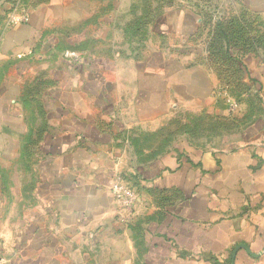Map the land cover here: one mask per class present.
I'll return each mask as SVG.
<instances>
[{"label":"crops","instance_id":"0c3cea01","mask_svg":"<svg viewBox=\"0 0 264 264\" xmlns=\"http://www.w3.org/2000/svg\"><path fill=\"white\" fill-rule=\"evenodd\" d=\"M23 1L14 15L24 21L8 16L0 37L3 264H264V116L237 146L184 141L149 153L139 135H154L176 111L227 115L212 98L215 74L174 71L149 53L111 58L82 48L114 40L108 30L128 0ZM243 64L264 110V59ZM40 76L51 80L43 101L24 100ZM37 104L50 131L29 165L22 152ZM117 176L138 191L130 218L112 194Z\"/></svg>","mask_w":264,"mask_h":264},{"label":"rangeland","instance_id":"374dc122","mask_svg":"<svg viewBox=\"0 0 264 264\" xmlns=\"http://www.w3.org/2000/svg\"><path fill=\"white\" fill-rule=\"evenodd\" d=\"M150 3H152L150 8L154 11L148 18L144 11L146 8L144 0L124 2L122 7L126 13L117 15V29L114 26L115 21L106 23L107 29L113 23V30L110 28L111 30L108 31L113 34L114 40L110 43H103V45H86L82 48L93 54L106 55L111 58H114L115 54L132 55L133 53L132 56L142 57L143 54L149 53L157 64L171 62V68L174 71L181 65L189 69L204 66L216 76L218 84L214 88L212 98L224 104L227 115H212L204 110L200 112L176 111L170 122L154 135H139L141 147L147 149L149 153L164 154L184 141L191 146L204 148L225 147L228 142L237 146L243 131L239 119L247 115L249 108L247 106L245 112H242L241 109L239 114L234 115L235 112L230 110L227 100L222 97L225 92L223 88L225 90L228 88L229 92L231 91L230 95L233 100H235L233 96L242 94V90H239L240 82L237 79H232L228 84L224 77L219 76L215 68V66H220V62L216 60L218 59L217 54L214 55V51H217L216 45L219 43L218 38L221 37L217 24L225 31L226 27L231 26V29H228L226 33L228 34L229 31L233 36L235 45L232 46L231 55L238 61H242L251 54L264 59V0H153ZM14 16L18 18L19 15ZM136 17L140 21L149 22L151 20L152 24L148 27V35H137L139 41L130 43V36L126 33L125 27L132 24ZM187 20L190 21L191 28L184 30L182 24ZM3 21L5 22V19ZM3 21L0 20V30ZM146 36L149 41L151 40L149 43L143 39ZM185 36H189V38H185ZM59 52L61 50H58ZM81 68L80 65L75 66V72L81 74V71L84 70ZM112 68L113 66H107V70ZM162 68L167 69L166 67ZM92 73L94 76L97 74L96 71H92ZM39 78L50 84L51 80L44 76ZM97 83L99 84L98 81ZM29 98L33 102L41 103L44 97L33 94ZM171 101L176 102L177 98L172 96ZM39 109L37 104V109L32 110L33 121L35 120L37 125L31 130V138L22 152V157L28 159L29 165H34V149L41 142L38 140V136L42 135V139L45 141L46 133L50 131V126L44 125L45 117ZM254 113L252 112V114ZM218 118L221 119L219 120L221 123L214 122V119ZM232 118L239 121H234ZM218 124L219 128H214V125ZM146 156L139 157V161L146 162L148 160ZM2 165L3 162H0V167Z\"/></svg>","mask_w":264,"mask_h":264},{"label":"trees","instance_id":"16d2710c","mask_svg":"<svg viewBox=\"0 0 264 264\" xmlns=\"http://www.w3.org/2000/svg\"><path fill=\"white\" fill-rule=\"evenodd\" d=\"M150 1L153 2V0H144V4L146 7L144 11L146 12V17H148V18L152 14V11H154L150 8L152 5V3H150ZM23 3H25V1H23V0H3L1 6L4 9V13L0 14V16H1L0 20L3 21L5 19V22L8 21V16L14 14L16 11L21 9V6L23 5ZM5 22L3 21V24L1 26L2 29L0 30V37L4 31L3 25ZM151 24H152L151 20H149V22L143 21V20L140 21V19H137V17H136L135 21L132 22V24L126 26L125 31L130 36V40H131L130 43L139 41V39H137V37L139 35L140 36L141 35H143V36L148 35V32H149L148 27ZM217 28L219 30L221 37L218 38L219 43L217 44V42H216L217 51L216 52L214 51V55L217 54L218 59H216V60L220 62V66H217V67L215 66V68H216L219 76L222 78L224 77L225 82L227 81L228 84L230 83V81L232 79H237L240 82L238 85L239 90H242V94H244V95H242V94L236 95V96H233V98L238 102L239 105L246 104L249 109H248L247 115L244 118L239 119L240 121L236 118H232V120H234V121L238 120L240 122V125L243 126V131H244L249 126H251L253 123H255L256 121L263 118V116H264V110L262 107L263 100L260 97L258 90L255 89L254 81L248 82L247 71L245 69V65L243 64V60L238 61L236 58H234V56L231 55L232 46L235 44H233L234 41H233L232 34L229 33V31H228V34L226 33V31L228 29H231V26L226 27V31L224 28H221L218 24H217ZM145 38H143V39L145 41H147L148 40L147 36ZM127 39H129V38H127ZM247 56H250V55H247ZM251 56H253V54H251ZM48 86H49L48 82L41 81V79L39 77L36 78L34 83L26 88L25 94H24V100L31 97L33 94H37L40 96L44 95V91H46ZM223 90L228 94L229 97H231V95H230L231 91L229 92L228 88H227V90H225V88H223ZM251 111L255 112V113L252 114ZM41 114L43 115L44 113L41 112ZM219 120H221V119L220 118L214 119V122L215 123H221ZM215 127L219 128V124L214 125V128ZM137 143L140 145L141 142L138 140ZM129 182H131V181H129Z\"/></svg>","mask_w":264,"mask_h":264},{"label":"built area","instance_id":"2783aa9c","mask_svg":"<svg viewBox=\"0 0 264 264\" xmlns=\"http://www.w3.org/2000/svg\"><path fill=\"white\" fill-rule=\"evenodd\" d=\"M13 16L11 17L10 20L13 23L24 21L23 18H16L15 16L14 17ZM222 97H224L227 100V103L232 112L236 113L239 110L238 102L231 99V97H229L227 93L223 92ZM112 194L116 202L121 207L122 212L128 215L129 218L134 216L135 209L139 202L138 191L135 188V186L124 177L117 176L115 183L112 187ZM0 264H3L1 259H0Z\"/></svg>","mask_w":264,"mask_h":264}]
</instances>
